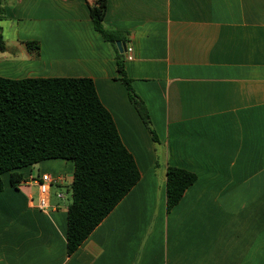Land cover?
<instances>
[{
  "label": "crops",
  "instance_id": "crops-1",
  "mask_svg": "<svg viewBox=\"0 0 264 264\" xmlns=\"http://www.w3.org/2000/svg\"><path fill=\"white\" fill-rule=\"evenodd\" d=\"M94 1L5 0L0 77L92 79L141 179L69 256L74 163L24 168L18 189L6 174L0 264H264V0H107L104 25L125 35L132 60L95 30ZM34 41L39 53L26 46ZM170 166L197 181L168 212ZM43 174L56 180L48 210L39 208Z\"/></svg>",
  "mask_w": 264,
  "mask_h": 264
},
{
  "label": "trees",
  "instance_id": "trees-1",
  "mask_svg": "<svg viewBox=\"0 0 264 264\" xmlns=\"http://www.w3.org/2000/svg\"><path fill=\"white\" fill-rule=\"evenodd\" d=\"M4 6L5 0H0V21L6 15ZM89 11L105 42L115 50L117 42H126L122 32L104 25L107 0H95ZM26 46L39 53V42H26ZM5 49L0 26V53ZM116 63L131 103L158 143L148 109L127 76L123 55H116ZM54 159L75 166L68 206L67 248L71 256L138 184V165L92 79L0 77V193L6 174L18 189L24 182L20 170ZM196 181L197 176L188 170L167 168L168 212Z\"/></svg>",
  "mask_w": 264,
  "mask_h": 264
},
{
  "label": "built area",
  "instance_id": "built-area-1",
  "mask_svg": "<svg viewBox=\"0 0 264 264\" xmlns=\"http://www.w3.org/2000/svg\"><path fill=\"white\" fill-rule=\"evenodd\" d=\"M127 59L132 60L133 50L131 48L127 49ZM56 182L52 176L49 174H43L39 178L38 189H39V208L42 210H48L50 205V197H51V187Z\"/></svg>",
  "mask_w": 264,
  "mask_h": 264
},
{
  "label": "rangeland",
  "instance_id": "rangeland-1",
  "mask_svg": "<svg viewBox=\"0 0 264 264\" xmlns=\"http://www.w3.org/2000/svg\"><path fill=\"white\" fill-rule=\"evenodd\" d=\"M59 193V188L58 187H54L53 188V196H54V201H58L57 199V194ZM65 205H69L70 202H71V199H72V196H71V191H67L65 190Z\"/></svg>",
  "mask_w": 264,
  "mask_h": 264
},
{
  "label": "water",
  "instance_id": "water-1",
  "mask_svg": "<svg viewBox=\"0 0 264 264\" xmlns=\"http://www.w3.org/2000/svg\"><path fill=\"white\" fill-rule=\"evenodd\" d=\"M117 47L119 49V52L122 54L125 51H127V45L126 43H122V42H117Z\"/></svg>",
  "mask_w": 264,
  "mask_h": 264
}]
</instances>
